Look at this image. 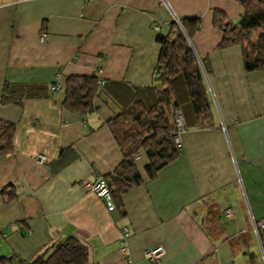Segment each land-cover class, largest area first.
<instances>
[{
	"label": "crops",
	"instance_id": "0c3cea01",
	"mask_svg": "<svg viewBox=\"0 0 264 264\" xmlns=\"http://www.w3.org/2000/svg\"><path fill=\"white\" fill-rule=\"evenodd\" d=\"M215 9L243 14L235 0H0V118L15 127L13 151L0 153V258L29 261L75 237L88 264H264V231L254 229L264 219V67L246 70L241 46L218 47ZM175 18L198 20L189 43L207 64L213 126H198L175 78L178 157L150 180L142 155L143 181L108 211L85 186L122 162L109 122L135 94L153 103L157 35ZM72 75L103 81L87 113L62 106ZM157 246L160 262L146 260Z\"/></svg>",
	"mask_w": 264,
	"mask_h": 264
},
{
	"label": "trees",
	"instance_id": "16d2710c",
	"mask_svg": "<svg viewBox=\"0 0 264 264\" xmlns=\"http://www.w3.org/2000/svg\"><path fill=\"white\" fill-rule=\"evenodd\" d=\"M235 1L243 7V14L237 21L228 19L221 10L213 11V26L222 33L218 47L241 46L245 69H261L264 67V0ZM197 27L196 18H180L179 23L175 20L170 22V30L166 34L157 35L160 74L159 84L153 86V103H148L141 94H135L109 122L123 160L112 175L103 179L110 188L117 209H121L120 195L143 181L136 167L135 154L139 153L147 159L144 171L150 180L178 157L179 147L176 148L172 142L176 130L175 111L180 110L172 87V81L177 76L183 79L198 126H213L204 78L207 64L204 59L199 60L195 56L189 43ZM99 85L96 75L66 77L63 108L80 114L91 111ZM14 129L12 123L0 118L2 155L13 151ZM89 258L87 247L77 238L69 237L46 248L32 260L19 259L13 264H88ZM9 262V259L0 258V264Z\"/></svg>",
	"mask_w": 264,
	"mask_h": 264
},
{
	"label": "built area",
	"instance_id": "2783aa9c",
	"mask_svg": "<svg viewBox=\"0 0 264 264\" xmlns=\"http://www.w3.org/2000/svg\"><path fill=\"white\" fill-rule=\"evenodd\" d=\"M175 21L179 23V19L175 18ZM154 29L158 30V26H154ZM46 34H42L41 39H45ZM99 83L102 84L103 81L99 80ZM61 86L58 83H55L52 86V89H60ZM175 126L176 130L172 136V142L173 145L178 148L180 145V133L184 129V118L179 109H176L175 111ZM141 155L139 153L135 154L134 159L135 161H138L140 159ZM37 163H43L44 158H38L36 159ZM85 188L94 193L98 198L102 199L106 205V208L108 211H112L115 209V204L112 199V195L110 192V188L107 184V182L103 178L97 179L93 183H88ZM224 217L226 218H231L232 217V211L230 209H227L223 212ZM260 228L264 231V219L261 221H258L254 224V229L257 233V229ZM129 237V231L127 228H124L121 231V239H120V249L119 251L122 253V255H127L128 254V247L126 245L127 239ZM4 238V234L0 233V240ZM260 244V242H259ZM260 250L262 251V246L260 245ZM164 255V249L162 246H157L154 248L147 249L144 252V257L146 260L152 262V263H159L161 257Z\"/></svg>",
	"mask_w": 264,
	"mask_h": 264
},
{
	"label": "rangeland",
	"instance_id": "374dc122",
	"mask_svg": "<svg viewBox=\"0 0 264 264\" xmlns=\"http://www.w3.org/2000/svg\"><path fill=\"white\" fill-rule=\"evenodd\" d=\"M178 79L182 80L181 76L176 77L175 81L178 80ZM175 85H176V90L179 91L178 84L176 82H175Z\"/></svg>",
	"mask_w": 264,
	"mask_h": 264
}]
</instances>
